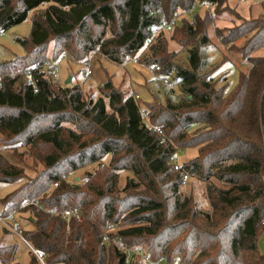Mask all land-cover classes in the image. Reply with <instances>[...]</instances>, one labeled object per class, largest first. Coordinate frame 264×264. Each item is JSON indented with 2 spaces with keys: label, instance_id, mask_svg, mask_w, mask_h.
Returning <instances> with one entry per match:
<instances>
[{
  "label": "trees",
  "instance_id": "1",
  "mask_svg": "<svg viewBox=\"0 0 264 264\" xmlns=\"http://www.w3.org/2000/svg\"><path fill=\"white\" fill-rule=\"evenodd\" d=\"M196 1L0 0V32L45 6L31 16L29 37L17 40L23 55L0 61V183L18 184L0 198V214H29L23 238L44 252V263L145 264L142 251L160 264H264L258 249L264 235V55L257 54L264 50V15L244 18L229 0ZM248 1L264 7V0ZM224 12L239 23L214 28L225 54L202 72L200 48ZM176 16L179 24L144 47L162 20ZM168 41L187 51V67L174 63ZM146 50L158 79L178 87L163 104L155 98L143 104L109 77L97 98L78 84L55 86L37 72L33 87L18 79L62 54L76 64L93 54L122 66L127 58L143 61ZM228 60L238 80L227 90L225 72L211 75ZM192 149L194 157L177 161L180 151ZM24 155L41 165L37 178H27ZM92 164V172L68 181ZM121 173H127L123 187ZM190 181L200 183L205 209L196 205ZM66 210L81 218L69 222V233L60 217ZM16 253L15 246L0 245L1 263L10 264ZM30 254L28 264H40Z\"/></svg>",
  "mask_w": 264,
  "mask_h": 264
},
{
  "label": "rangeland",
  "instance_id": "2",
  "mask_svg": "<svg viewBox=\"0 0 264 264\" xmlns=\"http://www.w3.org/2000/svg\"><path fill=\"white\" fill-rule=\"evenodd\" d=\"M229 3L231 6H235L236 14H240L244 18L264 15V7L260 6L258 3L250 2L248 0H245L244 2H241L240 0H229ZM44 7L45 6H40L35 11L30 12L26 17V20L22 24L12 26L9 29L0 32V61L9 60L13 56L23 55L24 52L21 49L20 45L17 43V40L29 37L28 34L32 22L31 16L34 13L42 10ZM202 8L199 7V14L203 13ZM180 19L181 17H179V21ZM179 21L177 22V24H179ZM238 23L239 21L235 19L233 14L224 12L222 13V16L216 19L214 26H211L207 29L208 42L202 45L200 48V69L202 70V72L208 71L210 67L219 63L221 61V57L223 56V54H225L224 50H222L221 46L217 43L214 28L222 29V27H231L237 25ZM169 35L170 34L167 33L165 34L167 38L169 37ZM166 46L167 52H173V61L176 65H179L180 67L188 66L187 51L185 49H180V47L172 41H168ZM46 49L47 55L51 56V46H48V48ZM149 54L150 52L147 50L143 52V61H139L136 57L127 58L123 61L122 66H116L108 62L106 59L96 57L93 54L90 55L86 63L81 65L72 62L66 54H62L61 56L64 57L60 62L61 65L59 79L61 81H65L64 77H69L70 75V79H72L71 83L78 84L85 95L91 98H97L99 96L98 87L102 84V82L106 80V78L109 77L108 79L111 80L114 87H118L125 93H135L136 96L140 98L143 104L148 103V101L153 100V98L163 104L166 98H169L166 96L170 95L174 97V94H171V90L172 92L177 93L178 87L177 84L173 82V80L168 78L170 84L172 85V89L169 91L167 86L158 79V76H156L158 74H156L155 71L151 70L156 65L152 64L150 59L145 60V58L147 57V55L149 56ZM257 54L264 55V50L257 52ZM236 57V55H232V59H234L235 63L238 65L239 63L236 60ZM232 63V60L223 61V63L219 64V66H217V68L211 75L219 76L220 74L225 72V75L227 76V90L234 87L238 80L237 69ZM237 68L244 69L243 66H237ZM87 71H89V73ZM18 83H20V81L17 82V85H19ZM64 86L65 85L63 84V87ZM43 120L44 119H42V121ZM262 131L264 134V123L262 126ZM22 150L23 149L20 148L18 151L21 152ZM195 155L196 152L193 149L189 151L183 150L178 154L177 161L180 163L183 160L194 157ZM23 158L26 164L24 172L27 175V178H37L40 174V171H42L41 165L33 164L34 162L31 157H27L24 155ZM108 160L109 157L106 156L102 160V163H107ZM96 167L97 164L89 165L82 170L74 172V174L68 176L67 179L71 182H73V180H78V178L83 177L86 172H92ZM125 176H127V173H121L119 179V187H123L122 184L124 182ZM189 183L191 184L190 187L192 188L193 198H195L196 205L198 206V208L205 209L206 202L204 198H202L200 183L192 181H190ZM17 186L18 184L15 183L13 185H5L0 183V198L13 192V190H15ZM21 198H23V196H20V198L16 199L19 201ZM13 217H16V220L19 221L20 224H17L19 226H22L20 228H24L23 225L25 224L26 219L29 217V214L15 212L13 214ZM8 229L7 230L9 232L5 231L0 223V245L9 244L15 246L17 249L15 260H13L10 264H28L31 255L30 248H28L27 244H25L23 240H21L15 233L11 232L10 227ZM0 264H2L1 261Z\"/></svg>",
  "mask_w": 264,
  "mask_h": 264
},
{
  "label": "built area",
  "instance_id": "3",
  "mask_svg": "<svg viewBox=\"0 0 264 264\" xmlns=\"http://www.w3.org/2000/svg\"><path fill=\"white\" fill-rule=\"evenodd\" d=\"M240 1L244 2L245 0H240ZM196 5H197V1L195 0L194 6H196ZM207 7H208V5H203V8H207ZM178 19L179 18L176 16L175 18H173L169 22L162 20L161 24L152 30L150 37L148 39H146V41L144 43V47L147 46V44L149 43V41L151 39H154L155 37H157L160 34L161 30L166 31V32L171 31L172 28L177 24ZM63 57L64 56H61V57L59 56V57L55 58V60H53V61H46L40 65H35L32 68V70H28L25 73L21 74V77L19 78V80L22 81L24 84L26 83L27 85H30L33 87L32 72H37L40 75L42 74L45 76H49L50 80L52 81V83L55 86L63 88V84L65 85V81H63V80L61 81L59 79V72H60V65H61L60 62H61V59H63ZM158 69H159L158 67H153L151 70L157 71ZM87 72L89 73V71H87ZM159 80L162 83H164L168 89L172 88V85L170 84L168 79L163 77V78H159ZM26 205H28V203ZM60 217L62 218L63 228H64V231L66 233H69V222L72 219H76L78 221H80V219H81L77 213H72L69 210L63 211ZM0 223L6 229H8L10 227L11 232L15 233L21 240H23V242L25 244H27L28 248H30L31 252L35 256L38 263L46 264V263H44V257H45L44 252L41 251L40 249L31 247L24 240L22 230H21L20 226L17 224L16 219L13 217L12 214H9V215H1L0 214ZM104 240L107 241V238H105ZM120 247H121V249H124L123 246H120ZM126 252H127V254H129V251H126ZM138 254L141 256L142 261H144L145 264H160L162 262V260L151 262V260H149L148 257H146L142 253V251H138ZM124 261L127 263L128 258L126 257Z\"/></svg>",
  "mask_w": 264,
  "mask_h": 264
},
{
  "label": "crops",
  "instance_id": "4",
  "mask_svg": "<svg viewBox=\"0 0 264 264\" xmlns=\"http://www.w3.org/2000/svg\"><path fill=\"white\" fill-rule=\"evenodd\" d=\"M66 78H67V77H64L65 80H66ZM69 78H71L70 75H69ZM71 81H72V79H71ZM263 135H264V134H263ZM258 249H259V251H260L261 253L264 254V235H261V236L259 237V240H258Z\"/></svg>",
  "mask_w": 264,
  "mask_h": 264
},
{
  "label": "water",
  "instance_id": "5",
  "mask_svg": "<svg viewBox=\"0 0 264 264\" xmlns=\"http://www.w3.org/2000/svg\"><path fill=\"white\" fill-rule=\"evenodd\" d=\"M70 83H71V79L69 77H67L65 80V85H69Z\"/></svg>",
  "mask_w": 264,
  "mask_h": 264
}]
</instances>
